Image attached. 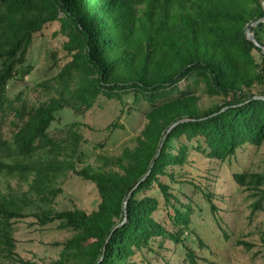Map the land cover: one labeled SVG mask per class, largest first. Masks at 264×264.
I'll return each instance as SVG.
<instances>
[{
	"label": "trees",
	"instance_id": "trees-1",
	"mask_svg": "<svg viewBox=\"0 0 264 264\" xmlns=\"http://www.w3.org/2000/svg\"><path fill=\"white\" fill-rule=\"evenodd\" d=\"M262 1L0 0V264L14 256L13 221L35 200L41 226L55 223L71 233L46 264H135V255L146 254L165 259L164 240L180 242L190 230L192 200L181 201L170 184L192 141L196 151L222 162L264 141V99L255 98L264 97V21L249 29L258 45L245 34L264 18ZM54 22L64 56L54 63L51 83L40 85L53 96L37 103L9 98V82L31 73L26 54L34 35ZM199 93L222 102L202 109ZM99 97L121 106L130 99L127 110L141 111L146 123L133 148L102 157L97 168L75 170L59 158L60 146L47 131L59 111L83 115ZM76 126H69L70 156L79 143ZM66 170L94 185L95 210L51 208ZM8 178L27 190L4 185ZM233 180L254 190L251 208H261L264 176L243 171ZM154 186L164 218H156L161 206L147 194ZM205 198L211 202L210 194ZM185 254L195 263L192 252Z\"/></svg>",
	"mask_w": 264,
	"mask_h": 264
},
{
	"label": "rangeland",
	"instance_id": "rangeland-1",
	"mask_svg": "<svg viewBox=\"0 0 264 264\" xmlns=\"http://www.w3.org/2000/svg\"><path fill=\"white\" fill-rule=\"evenodd\" d=\"M58 27L54 22L34 35L26 54L27 63L32 66L31 73L9 82V98L19 95L28 103H37L53 96L51 90L40 85L51 83L50 78L58 71L54 63H62L57 61L64 56L63 39L54 33ZM198 97L202 109L222 102L219 96L199 93ZM130 102L126 99L121 106L115 100L99 97L83 115L70 109L59 111L47 131L48 138L60 146L59 158L70 160L75 170L87 165L97 168L102 157L118 156L124 148H133L146 120L133 106L127 110ZM74 122L77 126L72 130L80 138L76 153L70 156L69 126ZM194 147L192 141L186 162L174 167L176 183L170 184L171 192L181 201L192 200L190 230L183 232L180 242L164 240L160 252L165 259L146 254L145 257L135 255L133 261L135 264H264V200L261 208L253 211L251 205L257 199L254 190L241 187L233 180L235 173L243 171L264 176V141L259 146L239 148L234 156L223 162L205 157ZM39 152L42 157L44 150ZM161 181L169 183L166 177ZM7 184L11 189L27 190V185L17 179L8 178L4 185ZM55 186L60 188L51 205L55 211L79 209L90 213L99 203L94 185L75 176L71 170H66ZM261 187L264 188V184ZM153 189L147 194L156 197L162 209L156 218H164L162 197L155 192V186ZM205 193L210 194L211 202L207 201ZM211 203L217 209L214 213ZM37 209L35 200L24 210V217L13 221L14 256L12 260H1L2 263L21 264L22 260L46 264L58 258L62 243L71 233L58 229L55 223L41 226L36 218ZM186 250L193 253L195 263L189 260Z\"/></svg>",
	"mask_w": 264,
	"mask_h": 264
},
{
	"label": "water",
	"instance_id": "water-1",
	"mask_svg": "<svg viewBox=\"0 0 264 264\" xmlns=\"http://www.w3.org/2000/svg\"><path fill=\"white\" fill-rule=\"evenodd\" d=\"M259 21H264V18L259 19L258 21L249 24V26L247 27V29H246V31H245V34H246L247 38H248L250 41H252L255 45H258V44H257V42L255 41L253 34H252L251 32H249V29H250L251 26L256 25ZM262 51L264 52V48H262ZM255 98H257V99H264V97H255ZM224 109H225V108H224ZM183 121H184V120H181V121L175 122V123L170 127V129H171L173 126H175L176 124H178L179 122H183ZM165 137H166V136H165ZM161 146H162V143H161V145H160V147H159V149H158L157 154H156L155 157H157V156L159 155L160 150H161ZM145 176H146V175H145ZM145 176L139 181V183H140L141 181L144 180ZM135 187H136V186H135ZM135 187H134V188H135Z\"/></svg>",
	"mask_w": 264,
	"mask_h": 264
}]
</instances>
